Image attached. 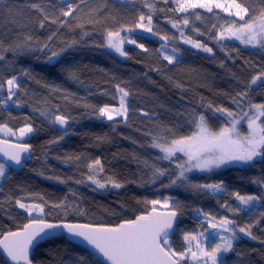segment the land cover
Returning a JSON list of instances; mask_svg holds the SVG:
<instances>
[{
  "label": "trees",
  "instance_id": "trees-1",
  "mask_svg": "<svg viewBox=\"0 0 264 264\" xmlns=\"http://www.w3.org/2000/svg\"><path fill=\"white\" fill-rule=\"evenodd\" d=\"M149 2L157 9L151 15L153 31L159 36L135 28L139 32L131 38L144 44L148 51L127 44L128 56L121 60L105 46V33L121 26L134 27L141 13L149 15L144 0H85L71 17L60 16L61 0H0V55L4 57L0 60V79L15 75L22 89L13 97L21 102L19 107L12 101L0 104V124H7L17 134L28 123L34 129L22 141L33 149L31 160L20 172L7 167L6 175L0 178V239L9 231L24 228L34 218L116 226L147 214L152 205L146 201L171 198V209L179 201L175 210L180 221L170 240L177 251L185 244L183 232L203 230L202 217L197 218L195 212L202 209L218 219H234L241 227L251 225L252 236L237 233L240 238L233 242L227 264H264V201L240 213L223 207L238 205L233 195L236 192L264 194V161L188 175L192 184L222 183L220 192L195 189L179 181L165 187L170 184V177L175 178V165L158 160L160 150L151 147L153 137L163 135L168 128L177 135L190 134L194 130L191 119L196 114L206 115L210 126L218 129L221 121L212 117L207 105L234 110L232 97L246 90L253 76L264 72V52L234 42L222 43L221 50L210 38L216 31L212 25L218 28L233 18L219 9H214L219 18L196 9L202 18L189 15V25L181 27L186 36L213 49V53L196 52L183 44L180 30L169 22L181 20L186 14L172 11V0L168 4L163 0ZM248 3L256 12L262 7L260 0ZM33 4L41 5L44 11L32 8ZM57 18V23H52ZM61 20L68 23L61 25ZM160 36L169 37L170 47L178 49L180 56L175 63L168 64L157 55L156 50L165 43ZM25 43L31 50L18 47ZM44 44L48 48L41 50ZM52 52L60 55L49 62ZM21 70L29 74L21 76ZM259 84L257 81L249 90L253 103H264V88ZM116 85L129 92L128 113L126 119L109 121L99 117L96 109L119 105ZM41 112L67 117L65 131H60ZM97 159L103 165L97 178L106 182L103 178L111 177L122 187L99 189L87 179L88 165ZM153 166L167 169L169 174L153 182ZM17 200L40 204L44 211L29 215ZM57 204L63 206L54 207ZM89 253L61 236L38 245L32 264H76L80 257L87 264H102ZM0 264H8L1 254Z\"/></svg>",
  "mask_w": 264,
  "mask_h": 264
},
{
  "label": "snow or ice",
  "instance_id": "snow-or-ice-1",
  "mask_svg": "<svg viewBox=\"0 0 264 264\" xmlns=\"http://www.w3.org/2000/svg\"><path fill=\"white\" fill-rule=\"evenodd\" d=\"M122 2V0H121ZM174 8L171 9L177 13H185L181 20L169 21L173 28L180 30L179 35L185 44H190L193 48L200 49L205 53H213V49L200 40L192 39L186 36L181 27L189 25V15L200 20L201 13L196 9H202L207 13H212L219 18V13L214 9H219L224 13H228L232 17L231 23L221 24L218 28L216 24L212 25L215 34L210 38L215 40L216 44L224 50L221 43L225 40H236L245 46L264 49V0H260L262 7L258 12L252 8L248 0H172ZM85 3V0H61L58 7L60 16L71 17L79 9V5ZM168 4L169 0H163ZM32 8L43 12L44 9L39 4L31 5ZM144 7L149 10V15L141 13L134 27L121 26L116 30L109 29L105 33L106 47L119 53L120 56L127 57L128 53L124 50V44H134L137 48L148 51L144 44H138L132 39L130 34L135 28L143 29L153 36H159L158 32L153 31L152 15L157 11L155 4L149 0H144ZM164 11V9H159ZM45 16V19H48ZM235 18H238L235 19ZM57 19H53L52 23H57ZM61 25L67 24V20L59 21ZM41 27L43 23L41 22ZM193 31L203 35L199 28ZM125 32V35H121ZM55 33H53L54 35ZM29 39H31L29 37ZM51 39V37H49ZM162 41H167L169 37L160 36ZM175 39V37H173ZM21 50L30 49V45L25 43L18 46ZM48 44H44L41 48L47 49ZM16 49H13L15 51ZM63 51V49H61ZM157 55L168 64L177 61L179 55L178 49L172 47L169 50L167 43H161L160 48L156 50ZM60 55L59 52H52L48 57L49 62ZM4 57L0 55V60ZM223 66V65H221ZM159 71V69H156ZM27 70H21V76H27ZM264 88V72L253 76L249 82L247 89L240 91L235 97H232V103L236 106V110L218 106L213 107L211 103L207 105V110L217 121H223L221 126L214 129L209 124V118L204 114H196L191 119V125L194 130L187 135H177L171 128L164 131L163 135L153 137L151 147L159 149L162 153L158 160L168 161L174 164L170 184L165 187L181 185L186 182L190 187L200 190H211L212 192H220L223 190L222 183L215 184H192L188 181L187 173L195 171L212 172L215 169L222 168L233 164H250L257 158L264 161V103H253L249 97V90L253 85ZM19 77L13 75L11 78L0 79V93H6V96H0V104L7 105L12 101L13 105L19 107L21 102L13 100L18 91H21ZM116 91L119 93V106L111 107L104 105L96 109V113L101 118L114 121L117 117L126 119L128 107L126 105V97L129 92L120 85H116ZM42 116H46L50 123L65 126L68 124V118L63 115L49 114L41 112ZM246 123L247 133L244 134L240 130L241 123ZM34 131L30 123L19 128L18 136L23 138L25 135ZM0 133L10 136H17V132L9 128L7 124H0ZM67 134V133H65ZM62 138V137H61ZM7 144V141H0ZM31 145L20 143L9 145L8 149L0 148L8 160L16 165L21 164V154L28 153ZM11 149V150H9ZM178 154H182L178 155ZM5 163L0 162V177L5 175ZM153 171V182L155 179L168 175L167 169L156 168ZM90 174L87 179L95 184L98 188H106L111 184L114 188L122 187V184L113 180L111 177L97 178L103 172V165L99 159L88 165ZM78 183L82 181H77ZM239 202L235 208L225 204L223 207L228 211L240 213L245 210H251L256 203L264 201L262 195H241L239 192L233 194ZM167 198L163 201V206H169ZM21 209H25L29 215L33 210L43 213L44 208L40 204H25L19 200L16 201ZM152 205V209L147 214L137 216L135 219L125 220L123 223L114 227L93 226L92 224L80 223H49L43 218L33 219L29 224L24 226L23 232L9 231L0 239V248L6 256L14 262V264H32L29 256V250L33 246V242L39 237L41 240L55 235L56 229H66L70 237L83 238L96 253L104 258L107 264H227L226 256L233 250V242L240 237L239 233L252 236L251 225L241 227L234 219L227 216L217 218L211 213L204 212L202 209H196L197 218L202 217L200 228L202 231L183 232L182 238L185 242L182 250L177 251L170 241V237L177 229H174V222L177 220L178 212L175 210L179 206V201H175L173 210L166 213L157 211L156 206L161 205V200L146 201ZM57 204L54 207H62ZM205 221L207 224L205 226ZM48 230V231H45ZM255 239V237H252ZM92 253H89L91 255ZM76 264H87L84 257H80Z\"/></svg>",
  "mask_w": 264,
  "mask_h": 264
},
{
  "label": "water",
  "instance_id": "water-1",
  "mask_svg": "<svg viewBox=\"0 0 264 264\" xmlns=\"http://www.w3.org/2000/svg\"><path fill=\"white\" fill-rule=\"evenodd\" d=\"M56 125H57V127H58V129H59L60 131H62V132L65 131V129H66L65 126H61V125H59V124H56ZM0 141H7V142H8L7 144H2V143H0V148H5V149H8L9 145L20 144V142H15V141H13V140H7V139H3V138H0ZM27 144H28V143H27ZM29 145H30V144H29ZM9 150H11V149H9ZM32 155H33V149H32V147H31L28 153H22V154H21V161H22V162H21L20 165H16L14 162L8 160L7 157H5V156L3 155L2 152H0V162H4L5 165H6V167H8L9 169H11V170H13V171H15V172H20V171L23 169L24 165H25L26 163H28V162L31 160ZM171 210H173V209H159V208H157V211L160 212V213H166V212L171 211ZM150 211H151V210H150ZM150 211H149V212H150ZM45 221H46V220H45ZM179 221H180V214L178 213L177 220L174 222V225H173L174 229H177L178 224H179ZM30 222H31V221H30ZM30 222H29V223H30ZM46 222H49V223H62V222H63V223H72V222H67V221H60V222L46 221ZM29 223H27V224H29ZM80 224H83V223H80ZM93 226H99V225H93ZM116 226H117V225H116ZM108 227H114V226H108ZM23 231H24V228H22V229H20V230H18V231H15V232H23ZM45 231H48V230H45ZM175 232H176V231H175ZM175 232H174V234L170 237V240L174 238V236H175ZM55 233H56L55 235H52V236H50V237H48V238H45V239H42V240H41L39 237H37V240L33 242V246H32V248L29 250V256H30V259H31V260H32V256H33V254H34V251H35V249H36V247H37L38 245H40V244H42V243H44V242H46V241H48V240H50V239H54V238H57V237L65 236V237H66L69 241H71L72 243H74V244H76V245H78V246H80V247H82V248L88 250L90 253H92V255H93L96 259H98L102 264H107V262L104 261V258H103L101 255H99L98 253H96L95 250L92 249L91 246L88 245L87 242H85V241L83 240V238H79V237H70L69 234H67L66 229H63V228L56 229V230H55ZM5 235H6V234H5ZM3 237H4V235H3ZM3 237H2L1 239H3ZM0 254H1V255L3 256V258L8 262V264H14V262H12V261L6 256V254L3 252V249H2V248H0Z\"/></svg>",
  "mask_w": 264,
  "mask_h": 264
},
{
  "label": "rangeland",
  "instance_id": "rangeland-1",
  "mask_svg": "<svg viewBox=\"0 0 264 264\" xmlns=\"http://www.w3.org/2000/svg\"><path fill=\"white\" fill-rule=\"evenodd\" d=\"M224 13V12H223ZM226 15H228L229 16V14L228 13H225ZM235 19H237L238 20V18H235ZM137 32H139V30H135L134 29V31L130 34V36L132 37V35L133 34H135V33H137ZM126 33L125 32H122L121 33V35H125ZM181 41L183 42V40L181 39ZM165 43H167L168 44V46H169V50L171 49V47H170V45H169V42L168 41H164ZM224 42H234V43H237V44H239V45H241L242 47H244V48H246V49H260V48H253V47H251V46H245V45H243V44H240L239 43V41H236V40H225V41H222L221 43H224ZM127 44H129V43H125L124 44V50H125V48H126V45ZM183 44H185L184 42H183ZM186 46H188V47H190V48H192L194 51H196V52H203L202 50H200V49H196V48H193L190 44H185ZM107 49L112 53V54H114L116 57H118L119 59H121V60H124V59H126V57H124V56H120L119 55V53H116L114 50H112V49H110V48H108L107 47ZM260 50H262L263 52H264V49H260ZM126 51V50H125ZM180 56V54L177 56V58ZM126 105H127V99H126ZM119 106V105H118ZM118 106H116V107H118ZM236 110V107H235V109H234V111ZM104 119H106V118H104ZM116 119H121V117H117ZM223 123V121H221V124ZM240 127V130H241V132L242 133H244V134H246L247 133V126H246V123H244V122H242L241 123V125L239 126ZM218 130V129H217ZM2 136L3 137H0V138H3V139H7V138H11V139H13V140H15V142H20V143H22V141L24 140V138L25 137H27L28 136V134L27 135H25L23 138H19V136H18V134H17V136H10V135H6V134H4V133H2ZM8 140V139H7ZM162 154V153H161ZM178 155H181L182 156V154H178ZM259 158H257L256 160H258ZM256 160H254V161H256ZM253 161V162H254ZM166 162H168V161H166ZM253 162H251V163H253ZM250 163V164H251ZM250 164H247V165H250ZM233 165H237V166H247V165H244V164H233ZM233 165H227V166H224V167H222V168H219V169H215L214 171H218V170H222V169H226V168H228V167H230V166H233ZM214 171H212V172H214ZM6 172H7V167H5V175H6ZM208 174V173H211V172H199V171H193V172H190V173H187V176L189 175V176H191V175H193V174ZM4 175V176H5ZM3 176V177H4ZM0 178H2V177H0ZM92 183V182H91ZM93 184V183H92ZM93 185H95V184H93ZM109 187H112L111 186V184H108L107 185V187L106 188H109ZM106 188H103V189H106ZM99 189H101V188H99ZM165 200V199H164ZM164 200H161V205H157L156 206V208H159V209H171V202H172V199H170L169 200V206L167 207V208H165L164 206H163V201ZM40 212L38 211V210H33L32 211V215H36V214H39ZM206 223H207V221H205Z\"/></svg>",
  "mask_w": 264,
  "mask_h": 264
}]
</instances>
